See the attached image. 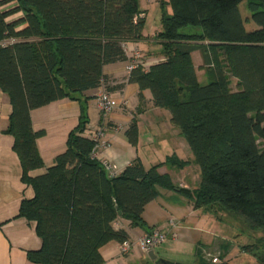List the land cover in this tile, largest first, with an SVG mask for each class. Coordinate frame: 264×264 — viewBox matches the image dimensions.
<instances>
[{"label":"trees","instance_id":"trees-1","mask_svg":"<svg viewBox=\"0 0 264 264\" xmlns=\"http://www.w3.org/2000/svg\"><path fill=\"white\" fill-rule=\"evenodd\" d=\"M12 2L17 6L4 10ZM158 2L161 31L154 38L164 59L133 69L128 82L139 86L140 95L150 91L154 107L169 111L200 171L192 189L161 173L163 164L146 169L134 161L111 176L92 157L97 141L84 136V104L66 151L32 176L44 167L36 145L44 132L33 129L31 112L64 99L88 100L85 93L108 80L103 67L128 60L124 43L144 39L145 19L139 0H0V90L12 105L5 133L14 138L22 182L35 192L19 212L36 223L42 241L40 250L27 253L34 264H102V246L129 239L114 223L123 218L144 226L143 211L158 197V187L218 221L231 214L264 230V0H247V19L240 9L244 0ZM17 13L22 17L7 21ZM249 23L255 29H247ZM195 52L208 78L204 85ZM125 134L136 146L135 120ZM164 164L181 170L190 162L173 155ZM241 251L264 264L263 238Z\"/></svg>","mask_w":264,"mask_h":264},{"label":"crops","instance_id":"crops-1","mask_svg":"<svg viewBox=\"0 0 264 264\" xmlns=\"http://www.w3.org/2000/svg\"><path fill=\"white\" fill-rule=\"evenodd\" d=\"M155 1L159 5L158 0ZM139 5L141 17L145 19L144 39L124 43L127 61L103 67L102 72L108 78L103 86L86 92L85 96L89 99L83 103L64 99L31 112L33 129L44 132L36 142L44 167L31 172L32 176L45 173L53 166L56 157L66 151L68 136L78 126L81 105L84 104L88 119L84 136L95 138L99 135L96 147L98 162L108 161L115 165L117 175L134 161H140L146 169L163 164L159 171L170 175L175 185L186 189L199 185V168L194 163L186 140L172 125L169 111L154 107L150 91L140 95L139 86L128 82L130 72L127 66L135 51L143 55L148 67L164 59L160 45L154 38L161 31V24L148 30L147 11L141 8V0ZM165 9L169 15L172 14L170 6L167 5ZM196 55L200 59L201 56L199 52L192 55L199 82L204 85L208 78L204 70L203 77L199 76L198 68L202 64L196 65ZM101 90L109 92L121 104L120 108L107 116L102 115L97 102ZM11 114L10 98L0 90V264H34L27 253L40 250L42 241L36 233V223L19 217V212L22 201L32 200L35 192L30 185L22 182V165L14 151V138L5 133ZM134 120L138 126L136 146L129 143L125 134ZM173 155L190 164L181 170L164 164ZM157 190L158 197L143 211L144 226L132 227L131 222L123 218L114 223L115 229L127 232L133 249L122 254L119 242H109L100 248L102 264H198L200 257L207 261L215 258L217 264L222 261L234 264L230 253H227L226 245L231 238L223 237V222L202 209H194L187 198L173 190L161 187ZM153 230L168 234L166 242L153 251L156 260L165 263L152 260L137 246L138 240Z\"/></svg>","mask_w":264,"mask_h":264},{"label":"rangeland","instance_id":"rangeland-1","mask_svg":"<svg viewBox=\"0 0 264 264\" xmlns=\"http://www.w3.org/2000/svg\"><path fill=\"white\" fill-rule=\"evenodd\" d=\"M142 9L147 11V22L146 26L149 29L153 30L160 26L161 19V9L155 0H141ZM17 4L15 2L10 3L4 7V10L13 9ZM240 9L244 18H249L251 13L247 8V0L240 5ZM22 17V14H15L7 19L8 22L15 21ZM255 26L252 23L247 24V29H255ZM187 32V31H186ZM195 63L202 64L200 57L196 55ZM202 67L198 68L199 76L203 77ZM233 88L235 89V80H233ZM221 222H223V237L231 238V242L226 245L228 247V252L230 253V258L234 264H257L255 259L241 251V247L247 246L249 244L255 243L258 239H264V230H253L248 227L247 224L241 218H237L231 214H220ZM223 253V252H222Z\"/></svg>","mask_w":264,"mask_h":264},{"label":"built area","instance_id":"built-area-1","mask_svg":"<svg viewBox=\"0 0 264 264\" xmlns=\"http://www.w3.org/2000/svg\"><path fill=\"white\" fill-rule=\"evenodd\" d=\"M148 65H149L148 62L144 60L143 55L140 52L135 51L131 62L127 66V70L131 72L133 69L137 67H143L146 69ZM97 102L100 111L104 116L111 114L114 110L120 108L121 105L120 102L117 99H115L114 96H112L106 90H101V92H99V94L97 95ZM100 135L102 134L100 133ZM98 138L99 135L94 139L97 141ZM96 147L92 154V157L94 159H96ZM102 165L111 176L117 175L116 174L117 168L115 165L111 164L108 161H103ZM167 239H168V234L166 232L160 230H153L143 235L138 240L137 246L143 253L148 254L149 252L154 251L156 248L164 244ZM133 247H134L133 243H131L129 240L119 244V248L122 254L129 253L131 249H133ZM212 263L217 264L218 260L214 258L212 259Z\"/></svg>","mask_w":264,"mask_h":264},{"label":"water","instance_id":"water-1","mask_svg":"<svg viewBox=\"0 0 264 264\" xmlns=\"http://www.w3.org/2000/svg\"><path fill=\"white\" fill-rule=\"evenodd\" d=\"M148 255H149V257H150L152 260H156V256L154 255V252H153V251L149 252ZM156 262H157V263H158V262L165 263V261H163V260H156Z\"/></svg>","mask_w":264,"mask_h":264}]
</instances>
